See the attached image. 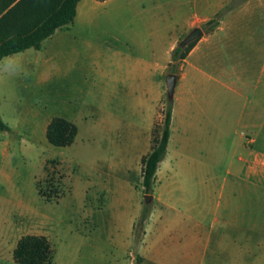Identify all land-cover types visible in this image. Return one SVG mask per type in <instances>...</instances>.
Wrapping results in <instances>:
<instances>
[{
  "label": "crops",
  "instance_id": "1",
  "mask_svg": "<svg viewBox=\"0 0 264 264\" xmlns=\"http://www.w3.org/2000/svg\"><path fill=\"white\" fill-rule=\"evenodd\" d=\"M230 3L80 0L74 21L41 49L0 60L6 133L21 136L19 123L3 116L16 111L8 102L21 87L14 80L33 78L25 85L31 92L45 85L47 96H66L45 131L56 117L77 126L75 142L64 148L78 175L88 178L84 201L103 209L138 207L141 161L167 97L172 53L193 29L204 32L177 81L169 149L140 246L130 251L141 215L130 218L125 237L115 218L110 250H95L104 260L99 264H264V0H246L205 32ZM62 245L54 264H75L78 242Z\"/></svg>",
  "mask_w": 264,
  "mask_h": 264
},
{
  "label": "rangeland",
  "instance_id": "2",
  "mask_svg": "<svg viewBox=\"0 0 264 264\" xmlns=\"http://www.w3.org/2000/svg\"><path fill=\"white\" fill-rule=\"evenodd\" d=\"M19 82L21 87L8 99L13 101V107L16 105V111L3 110V116L7 123H19L21 136L17 138L0 131V264H16L14 251L26 235L46 236L60 252L63 241L78 242L80 252L73 254L75 264H99V259L104 263L98 251L108 252L111 248L108 235L116 226L113 219H118V229L125 237L129 233L130 218L141 215L144 205L153 201H145L141 182L143 203L138 207L103 209L85 202L83 186L88 178L78 175L69 148L53 146L46 137L45 122L66 104L67 97L47 96L45 85L36 90L37 94L35 90L31 92L25 85L33 83V78L25 83L14 80L13 86ZM70 184L72 191L68 192ZM39 188L44 192L57 189L59 195L52 194L53 200L49 202L39 195ZM146 226L139 220L135 224L131 252L139 248ZM98 234L103 238L99 239ZM261 247L264 248V236ZM132 257L128 254L127 258ZM141 261L138 257L137 262Z\"/></svg>",
  "mask_w": 264,
  "mask_h": 264
},
{
  "label": "trees",
  "instance_id": "3",
  "mask_svg": "<svg viewBox=\"0 0 264 264\" xmlns=\"http://www.w3.org/2000/svg\"><path fill=\"white\" fill-rule=\"evenodd\" d=\"M105 1V0H99ZM246 0H231V3L209 21L205 32L217 28L223 16L241 5ZM80 0H0V60L28 49H41L43 42L55 32L71 24L77 13ZM197 40L186 47L179 45L172 53L167 74H175L179 78L184 61ZM174 98L166 97L158 110V118L153 129L151 151L142 158V186L144 195H153L158 168L167 155L172 132V114ZM0 131L9 132V126L0 116ZM77 126L64 118H54L47 127L48 142L56 147L71 146L77 137ZM63 177H60L62 180ZM38 193L47 201H52V194L58 191ZM59 195V194H58ZM153 204L143 207L139 223L146 225L152 213ZM17 264H54L55 249L46 236L26 235L18 242L14 251Z\"/></svg>",
  "mask_w": 264,
  "mask_h": 264
},
{
  "label": "water",
  "instance_id": "4",
  "mask_svg": "<svg viewBox=\"0 0 264 264\" xmlns=\"http://www.w3.org/2000/svg\"><path fill=\"white\" fill-rule=\"evenodd\" d=\"M204 35V32L201 28H195L190 33H188L180 42L182 47H186L197 39L201 38ZM178 77L175 74H168L166 76V87H167V97L173 99L175 96V90L177 85ZM145 201L152 202L153 196L146 195Z\"/></svg>",
  "mask_w": 264,
  "mask_h": 264
}]
</instances>
